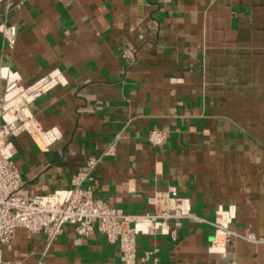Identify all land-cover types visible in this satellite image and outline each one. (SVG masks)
Here are the masks:
<instances>
[{
  "label": "crops",
  "instance_id": "1",
  "mask_svg": "<svg viewBox=\"0 0 264 264\" xmlns=\"http://www.w3.org/2000/svg\"><path fill=\"white\" fill-rule=\"evenodd\" d=\"M0 63L25 83H59L31 106L46 134L11 138L25 193L85 187L112 207L148 213L176 195L194 216L170 234H139L136 264H264V0H11ZM154 128L167 130L160 147ZM95 160V165L91 161ZM219 210L238 233L215 242ZM9 264H122L118 242L70 225L55 240L24 228Z\"/></svg>",
  "mask_w": 264,
  "mask_h": 264
},
{
  "label": "built area",
  "instance_id": "2",
  "mask_svg": "<svg viewBox=\"0 0 264 264\" xmlns=\"http://www.w3.org/2000/svg\"><path fill=\"white\" fill-rule=\"evenodd\" d=\"M2 2L7 3V8L12 5L11 0H0V4ZM0 32L10 46L15 44L16 25L2 21ZM58 83L59 76L54 73L25 83L0 63V264H9L3 261V247L11 242L18 229L44 233L55 240L68 225L80 236L105 234L111 242L119 243L122 264H136L139 234L160 232L176 239L177 230L171 228V222L178 227L184 219L200 218L176 195L156 201L154 210L143 214L112 207L98 198L92 188L83 185L87 172L76 174L70 188L48 194L25 193L26 181L12 162L11 138L24 132L34 137L46 134L31 106ZM168 138L167 130L154 128L149 133V141L155 147L163 146ZM95 163L91 161L92 165ZM229 213L219 210L217 214L216 243L225 244L230 237L239 235L230 228ZM141 261V264H162L158 250L146 252Z\"/></svg>",
  "mask_w": 264,
  "mask_h": 264
}]
</instances>
